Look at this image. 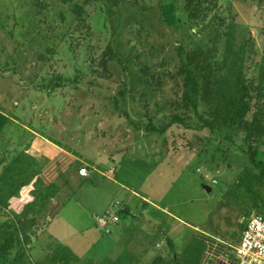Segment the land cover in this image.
<instances>
[{
  "label": "rangeland",
  "instance_id": "rangeland-1",
  "mask_svg": "<svg viewBox=\"0 0 264 264\" xmlns=\"http://www.w3.org/2000/svg\"><path fill=\"white\" fill-rule=\"evenodd\" d=\"M188 1L0 0V112L12 117L0 131V199L22 181L48 191L33 207L40 226L30 235L37 240L17 239L1 264H36L43 250L51 254L58 246L39 240L55 189L34 181L36 166L23 149L30 141L24 124L75 147L93 164L114 161L128 188L92 174L72 182L70 192L91 180L111 185L115 202L109 210L129 224L132 215L120 210L126 201L142 215V199L132 189L167 207L176 219L164 217L181 232L171 246L173 264L200 262L205 244L198 235L189 243L195 253L178 254L192 233L189 224L198 227L196 234L215 233L236 244L251 214H264V166L250 157L256 150V160L264 161V137L246 139L243 124L225 121L233 113L229 96L245 84V120L258 117L264 125V0H207L196 16ZM166 3L176 6L173 25L162 15ZM191 54L208 72L201 77L199 108L211 119L219 114L216 130L184 106ZM176 114L185 122L171 123ZM244 171L249 177L238 185ZM1 200L0 222L13 219ZM153 235L158 239L151 246L162 240L159 231Z\"/></svg>",
  "mask_w": 264,
  "mask_h": 264
},
{
  "label": "crops",
  "instance_id": "crops-1",
  "mask_svg": "<svg viewBox=\"0 0 264 264\" xmlns=\"http://www.w3.org/2000/svg\"><path fill=\"white\" fill-rule=\"evenodd\" d=\"M10 120L12 117L8 123ZM22 126L30 133V141L24 145L23 149L36 166L37 175L34 181H40V187L53 186L55 189L53 200L45 216L46 223L39 230V240L42 238L44 241L49 240L52 243L67 245L83 261L93 259L96 262L107 264H173V258L170 259L171 246L176 247V238L180 236L181 232L177 224H173L171 219L164 217V215L170 216L171 214L167 207L156 204L151 197L140 195L139 192L132 189L131 193L142 199L141 205L138 206L142 215L137 216L133 213L132 207L126 201L123 208L126 207L129 214L132 215L131 223L120 220L112 225L104 224L100 217L110 211V206H113L115 202L111 185L101 180L96 182L91 180L89 183L77 184V187L71 192L68 186L72 182L86 181L92 177V174H96L107 176L114 183H119L123 189H128L127 186L120 183L117 177L118 169L115 162L113 161V164L110 165V162L106 160L101 161L100 165L93 164L87 159H82L75 147L71 148L59 143L38 131L35 126L29 124ZM109 149L112 148L108 147ZM105 150L108 151L106 148ZM83 166L88 167V177L80 173V168ZM35 189L37 187L34 183L22 187L19 195L13 196L9 200V211L19 213L29 201L34 199L33 190ZM151 208L157 209V213ZM120 210L122 209L120 208ZM137 218H140V221ZM172 218L176 219L174 216ZM57 224L62 226L58 227ZM189 225L192 226H188L192 233L181 249L177 247L178 254L184 257L195 253L189 247V243L193 237L198 235L205 244L198 264H227L225 259L227 250L230 244H235L236 241H231V238L230 240L225 239L215 233H208L207 236H204L203 233L196 234L194 231L198 232V227ZM158 226L159 229H156ZM156 231L161 233L162 240L151 246V242L154 243L158 239L153 235ZM36 245L38 244L36 243ZM105 247L107 250H102ZM121 247H125V249L121 250ZM43 252L45 257L48 252L47 250H43Z\"/></svg>",
  "mask_w": 264,
  "mask_h": 264
},
{
  "label": "trees",
  "instance_id": "trees-1",
  "mask_svg": "<svg viewBox=\"0 0 264 264\" xmlns=\"http://www.w3.org/2000/svg\"><path fill=\"white\" fill-rule=\"evenodd\" d=\"M114 1L116 3L119 2V0H114ZM204 1L207 0L188 1L187 6L189 8V13L191 16L197 15L196 8L199 10L200 4L202 5ZM161 9L164 20L170 25L175 24L177 21V16L175 14L176 12L175 4L173 3L162 4ZM195 57L196 54H191L189 56V61L185 66L186 90L183 98L184 106L186 108H192L195 111V113L198 115V117L203 120V125H205V127H209V129L211 130H216L218 126L222 124L221 119L218 117L219 114L211 119L203 116L200 113L199 105L201 100L199 99V94L201 88L203 87L201 77L203 79H206V75L204 73H208V72L204 68L200 67L198 63H196L197 61H195ZM242 88H244L245 90H239L234 95L229 96L228 99L232 103L233 113L230 116H227L225 121L229 125V127H234L236 125L243 124V127L246 130V139L252 136H257L259 138L264 137V125L260 123L258 117H254L251 121L245 120L250 110V106L247 100V93H248L247 86L243 84ZM8 120H9V116L0 112V131H2V129L6 126ZM175 122L184 123L185 121L184 118H182L179 114H176L174 115L171 123H175ZM256 154H257L256 150H253L250 155L251 161L259 167L264 166V161L256 160ZM25 158H27V156H25ZM18 162L20 161L17 160L15 162V165ZM18 168L21 169L23 167L19 166ZM9 173L12 175L13 172H9ZM249 174H250L249 171H244L241 174V179L238 182V185H242L241 182L245 181L244 179L245 178L247 179V177H249ZM28 183H29L28 181H22L21 183L16 184L14 187H12V191L10 194H5L1 196L2 200L1 199L0 200L5 203V205H3L2 207H5V209L9 211L8 205L11 197L18 195L21 188L24 187L25 185H28ZM36 191L37 192L33 190V195L35 196L34 199L29 201L19 213L9 211L11 212V215L14 216L13 219L9 218L10 217L9 216L8 218H6V220L0 222V230L2 232V234L0 235V264H1V260L9 259L12 250L15 248L17 239L22 238L24 243L30 244L31 239L33 238V236L31 238L30 232L33 231V228L38 229L37 226H40L38 224L40 223L39 222L40 220L36 219L37 216L35 215L37 214L34 213L33 207L34 205L39 207L38 205L40 204L41 197L46 196L48 194V191L42 188L41 190H36ZM52 195L54 196V194ZM256 205H259V202H256ZM122 210L128 211L126 207L122 208ZM33 213L35 215H33ZM43 225H45V223ZM57 244H58L57 248H59V250H57L56 248L55 250H53L51 254H49L48 252L47 255L43 259L39 260L36 264H44L42 262H44L45 260H46L45 263H49V264H73L71 262L72 259L74 258L79 259L69 246L61 243H57ZM90 261L91 264H107L105 262H96L93 259H90ZM23 264H28V263L23 262Z\"/></svg>",
  "mask_w": 264,
  "mask_h": 264
},
{
  "label": "built area",
  "instance_id": "built-area-1",
  "mask_svg": "<svg viewBox=\"0 0 264 264\" xmlns=\"http://www.w3.org/2000/svg\"><path fill=\"white\" fill-rule=\"evenodd\" d=\"M80 173L88 177V167H81ZM100 220L104 224H115L121 217L119 211H107ZM244 226L240 240L236 244H230L227 250V264H264V214H251Z\"/></svg>",
  "mask_w": 264,
  "mask_h": 264
}]
</instances>
